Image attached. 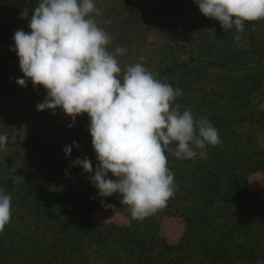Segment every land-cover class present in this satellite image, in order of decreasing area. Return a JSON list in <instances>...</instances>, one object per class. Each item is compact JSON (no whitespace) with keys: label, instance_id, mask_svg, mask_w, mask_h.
Returning <instances> with one entry per match:
<instances>
[{"label":"trees","instance_id":"1","mask_svg":"<svg viewBox=\"0 0 264 264\" xmlns=\"http://www.w3.org/2000/svg\"><path fill=\"white\" fill-rule=\"evenodd\" d=\"M123 2L95 0L101 14L94 16L103 30V15L113 19L106 32L116 36L115 48L127 49L117 57L121 68L147 63L158 79L182 89L183 95L173 106L179 105L181 111L190 109L196 118L207 117L218 129L220 143L207 147V159H177L166 150L174 196L155 213L133 219L128 206L120 203L119 194L99 195L90 182L94 171L85 173L73 166L77 158H87L93 170L98 165L90 122L76 119L73 129L79 137L58 144L60 135L70 129L52 125V121L47 124L41 117L34 119L26 139L15 145L7 139L0 147V154L16 146L22 152L19 168H13L10 175L0 158V189L11 196L10 222L0 232V264H204L208 241H196L193 231L211 228L222 211L235 216L238 223L229 230L237 229L241 238L232 244L223 234L221 245L220 238H214L212 249L218 252L212 259L220 261L209 263L263 264L264 190L250 192L249 179L263 171L264 163V100L257 101L264 88V19L246 22L243 32L234 33L203 16L194 0L130 4L128 18L121 19ZM36 6L37 0H0V85L4 87L15 83L22 73L12 50L13 38L1 39V31L28 28ZM25 10L28 15L23 21L12 17ZM151 30H158L165 44L146 51L142 41ZM188 37H196L197 42L188 50L187 59L173 57L174 45ZM197 89L199 98L187 99ZM18 103L14 108L22 111L15 122L27 123L25 108H19ZM219 104L227 110L215 112L213 107ZM74 145L77 150L66 156L64 147ZM108 178L115 179L111 174ZM99 207L125 214L129 223H96L91 213ZM174 218L181 221L183 233L177 243L169 244L158 227Z\"/></svg>","mask_w":264,"mask_h":264},{"label":"clouds","instance_id":"2","mask_svg":"<svg viewBox=\"0 0 264 264\" xmlns=\"http://www.w3.org/2000/svg\"><path fill=\"white\" fill-rule=\"evenodd\" d=\"M194 3L225 31L240 33L246 22L264 19V0ZM100 14L95 0H37L30 31L13 35L12 50L22 73L16 84L25 87L31 81L46 90L37 111L60 108L73 123L76 116L87 114L98 165L93 170L87 158H77L73 166L85 173L94 171L90 182L100 196L119 194L131 218L143 219L174 196L166 150L177 159H207V147L218 145L220 138L207 117L196 118L190 109L173 106L182 89L158 79L143 63L121 68L117 57L127 49L109 50L112 38L94 19ZM27 15L26 10L21 12L22 18ZM7 139L0 134V147ZM72 147H64L66 156ZM10 218L11 196L0 189V232Z\"/></svg>","mask_w":264,"mask_h":264},{"label":"rangeland","instance_id":"3","mask_svg":"<svg viewBox=\"0 0 264 264\" xmlns=\"http://www.w3.org/2000/svg\"><path fill=\"white\" fill-rule=\"evenodd\" d=\"M160 2H162V0H125V3L123 2V4H121L120 17L121 19L128 18L127 13L128 11H130L129 10L130 4L139 5V4L147 3L151 5H155V4L159 5ZM167 4L168 2H166V5ZM98 5L101 6L100 3ZM18 16L19 14H15L12 17H14L16 21L24 20V18H22L21 16L19 17ZM103 18H104V26H106V28L109 27L113 19H109L110 16H104V15H103ZM25 25H26V22H25ZM106 28H105V31H106ZM20 29L24 31L25 29L30 30L27 27L24 28V26H22ZM15 30L10 29V30L1 31V39L4 38L7 40L8 38L9 39L11 38L12 40ZM189 37L185 39L184 41H182V43L177 42L178 44L174 45L176 48V53L173 54V57L177 56L181 60L187 59L188 50H190L195 45V42H197L196 37H193V38H189ZM111 38H112L111 43L114 46V40L116 39V36L111 37ZM163 40L164 39L161 37V33L158 30H151L146 34L144 41H142L143 49L146 51H152L155 48L159 47L160 45L165 44ZM112 45H110L109 47L110 51L115 50V46H114V49L111 48ZM8 64H10L9 61H8ZM143 65L148 70L153 72V69L151 70V68L148 66L147 63ZM7 84L9 85L7 87H4L3 84L0 85V134L6 135L8 137V140L11 143L13 142L14 145L15 143H17L18 140H24L29 136V133L32 129L31 123L34 119H38V117H41L42 120L47 121V124H49L52 121L53 123L52 125H58L65 129H70L69 130L70 133H67V134L64 133L60 135V137L58 138V144L71 142L70 137L72 136L79 137L80 134L75 129H73V127L76 125V119H79V122L80 123L83 122V124L86 122H89L88 121L89 119L87 118V114H80L76 116L74 118V123H73V118L67 116L62 110L58 111L56 114L54 113L53 110L37 111L36 106L39 103L44 101L47 95V92L44 88L40 86H33L31 81L27 82L25 87L18 86L16 82L13 83L12 85H10L9 83ZM258 94L260 95L257 101L260 99V102H261L262 100H264V88L262 89V92L261 93L259 92ZM199 96H200V90L197 89V91L191 92V94L189 93L187 95V99H198ZM18 101H19L18 103L19 108L20 106L25 108L24 113L26 114V117H27V123L25 122V120L21 124H17L15 122L16 114L22 111V110L20 112L16 111L15 110L16 108H14V106L17 105ZM213 109L215 110V112H222L224 110H227V108H225L223 104L216 105L213 107ZM52 125L50 129H52L51 131H55L53 130L54 126ZM72 149L77 150V146L74 145ZM21 155H22V152L19 148L17 149V146L14 148H10L4 154H0V158H2V160L4 161L3 168H7V171L5 172L7 175H10L15 170L13 168H19L22 162V159H21L22 157H20ZM10 158L12 159V162L6 163V160ZM10 164H12V166ZM261 175H264V163H263V171L260 172L259 174L253 175L249 179L250 192H254V191L259 192L260 190L262 191L264 190L263 189L264 178H262ZM2 177H4V175H2ZM91 217L96 223L102 224V225H127L129 223V219L126 217L125 214L118 213V212L117 213L110 212L107 209L101 208V207L92 211ZM216 220H217L216 224L212 225V227L209 228L208 230L206 229L204 231H198V230L193 231V235H194V238H196L195 239L196 241H199V240L208 241L207 246L209 250L205 251L207 258L205 259L204 264H210L209 261H211L212 263H216L220 261V260L216 261L217 259H212V257H214L215 254H217L218 252L216 249H212L213 245L215 244L214 238L215 239L220 238V243L218 245H221V235L223 234H227V238L225 240L226 241L228 240V242L232 244L234 243L233 240L239 241L241 238V237L239 238L240 233L237 229L231 230L238 223L235 216L222 211L221 217L220 218L217 217ZM227 222L229 223L228 228H227L228 225L227 226L224 225V223H227ZM231 226L232 228L229 230ZM158 230L169 244L177 243L178 239L183 233L181 221L176 218L164 220L160 224V227H158ZM206 233H208V235H205ZM209 237H212V238L209 239Z\"/></svg>","mask_w":264,"mask_h":264}]
</instances>
